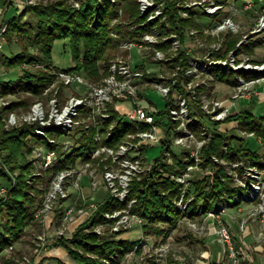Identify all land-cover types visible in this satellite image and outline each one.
I'll use <instances>...</instances> for the list:
<instances>
[{
	"label": "rangeland",
	"instance_id": "obj_1",
	"mask_svg": "<svg viewBox=\"0 0 264 264\" xmlns=\"http://www.w3.org/2000/svg\"><path fill=\"white\" fill-rule=\"evenodd\" d=\"M55 1L29 0L24 12ZM65 1L79 9L84 0ZM136 1L134 12L125 0H100L115 14L95 74L77 68L85 47L75 59L70 38L55 41L48 62L31 33L8 39L6 30V43L19 52L5 60L13 74L7 86L0 83V221L2 229L17 225L6 200L23 173L30 218L0 247V264H264V138L257 131L264 117V0ZM37 20L30 9L21 24L35 34ZM25 46L34 59H17ZM118 63L130 73L114 69ZM70 75L76 80L68 82ZM125 80L135 90L126 98L114 89ZM95 87L110 98L82 108L80 124L56 143L26 121L38 103L50 110L53 98L65 104ZM136 106L155 114L157 131L122 125ZM21 127L24 145L9 159L1 130ZM141 128L155 131L152 145ZM216 133L237 138L223 139L208 163L204 153ZM235 142L259 150V160L236 155ZM66 144L74 145L61 163L40 167V150L60 153ZM216 179L240 191L207 205L197 183ZM153 180L177 186L169 209L142 200Z\"/></svg>",
	"mask_w": 264,
	"mask_h": 264
},
{
	"label": "trees",
	"instance_id": "obj_2",
	"mask_svg": "<svg viewBox=\"0 0 264 264\" xmlns=\"http://www.w3.org/2000/svg\"><path fill=\"white\" fill-rule=\"evenodd\" d=\"M169 4L175 5V0H168ZM174 2V3H171ZM109 3V2H108ZM126 7L131 8L134 12L137 11V1L136 0H125ZM107 5V4H106ZM264 4L261 5V7ZM72 5L65 0H57L49 4H44L42 2L36 3L34 5H29L27 10L17 16H15L8 23L7 36L8 39H12L15 33L19 32L22 36H25V33L30 34V42L34 43L41 47L44 53V58L48 62H52L53 56V46L56 40L70 38L74 53L75 59L79 60L81 55V44L85 47V61L84 63H79L77 65L78 69H83L86 72L93 70L90 73H96L95 65L97 59L102 57L104 48L111 42L109 22L115 14V8L111 5L107 8L100 3V0H84L81 8L73 9ZM37 15L38 20V29L35 34L28 32L25 25L21 24L23 17L28 13V10ZM97 21H101V24H96ZM170 22L175 24V18L171 16ZM234 42L231 43L233 45ZM28 47V45H27ZM26 46L23 51L17 55L18 60L22 59H34L32 55L28 53ZM12 56L6 61L9 63L12 61ZM16 57V56H15ZM41 73H36L35 76L38 80L42 79L40 76ZM25 80H29V77H24ZM32 81V80H31ZM122 125L130 126L127 123V120L122 118ZM258 124V135L263 136L264 138V117H261L257 120ZM122 127V126H121ZM1 129V128H0ZM27 132L26 127H21L12 130H1L2 141L4 148H10L11 153L8 157L11 159L13 156L19 155L21 152L23 144V136ZM235 139L236 136L231 137L226 134L216 133L215 138L210 144V149H206L204 155L207 158L208 163L211 162L212 156L214 154H220L223 147V139ZM231 145L233 151L238 148L241 150L236 155L239 157L251 158L258 161L260 158L259 150H252L247 147L244 150L241 148L239 143L236 145ZM161 157V156H160ZM158 157V158H160ZM26 176L21 175L17 180L15 187L13 188V194L7 198L6 202L10 207L12 214L16 216V227L6 226L5 229H2L0 221V247H5L11 242V234L23 229V225L29 221V205L25 204L23 201H30L29 195L27 194L28 182H26ZM207 183V184H206ZM138 186L135 187V189ZM197 191H200V198L208 205V201L211 198H214L216 202L224 200V193L228 191L232 194L240 191L238 188L231 187V183L220 182L218 179L214 182H198ZM178 192V188L175 184L171 182H163L162 180H153L152 185L144 193H141L140 196L144 202L148 204V208H157L161 210L163 208L169 209L173 198ZM199 198V199H200ZM233 198H227L226 201H231ZM3 200L0 199V205L2 206ZM0 206V207H1ZM8 227V228H7Z\"/></svg>",
	"mask_w": 264,
	"mask_h": 264
},
{
	"label": "built area",
	"instance_id": "obj_3",
	"mask_svg": "<svg viewBox=\"0 0 264 264\" xmlns=\"http://www.w3.org/2000/svg\"><path fill=\"white\" fill-rule=\"evenodd\" d=\"M214 10V9H212ZM6 30L7 25L0 28V48H3L5 42L7 41L6 38ZM120 67L124 73H130L129 68L125 64H115L114 69ZM65 74V73H62ZM69 77L68 82H72L76 80L74 77ZM121 82V81H120ZM133 86L130 84L129 80L122 81V84L118 87H115L114 89H117L118 96H123L126 98L128 94H134L135 90L131 87ZM133 89V90H131ZM110 98V93L107 92V90L101 89L99 87L93 88V90H90L88 95L82 98H72L70 100H67L65 104L60 102L58 98H53L52 102L50 103V110H46V108L42 105V103H38L33 106L30 114L26 117V121L29 123H35L37 126V132L43 135H52L55 138H51V141L56 143L58 135L70 133L73 128H76L78 126L79 120L78 117L81 115V109L85 106H88V104L92 105L94 108L95 105L100 104L101 102H104L106 99ZM126 119L129 122L130 125H136L140 127V125H150L157 127L155 131L158 130V122L156 119V116L151 111H148L146 108L142 106H136L132 111L128 112L126 115ZM10 123L16 124L14 121V118L12 117L10 119ZM36 121V122H34ZM96 127V126H95ZM90 126H87L86 129H89ZM142 129V128H141ZM63 130V131H60ZM154 130H146L142 129L139 131V134L142 135L146 141L144 143L152 145L155 140H157V135ZM113 136V132H108L106 134V137L111 138ZM156 138V139H155ZM74 145V144H73ZM73 145L66 144V147L61 150L59 153L57 150L53 149L49 152L39 151V155H43V164L40 165V167H48L52 165H58L62 162V159L65 158L68 155V151L70 148H72ZM85 145V144H83ZM151 147V146H150ZM149 147V148H150ZM104 150L109 151L107 147H103ZM110 152V151H109ZM94 154H100L101 149L95 148ZM64 179V176L58 177V182L61 183ZM57 183V187H59ZM224 234V237L226 239H229V232L222 231Z\"/></svg>",
	"mask_w": 264,
	"mask_h": 264
},
{
	"label": "crops",
	"instance_id": "obj_4",
	"mask_svg": "<svg viewBox=\"0 0 264 264\" xmlns=\"http://www.w3.org/2000/svg\"><path fill=\"white\" fill-rule=\"evenodd\" d=\"M29 0H0V18L3 13L5 14L4 21L1 24V27L7 25L10 20H12L15 16L24 12L26 8V3ZM17 44H9L5 42L3 48H0V83L5 84L6 81L9 80L10 75L13 74L12 69H10L5 60L9 56H14L17 52Z\"/></svg>",
	"mask_w": 264,
	"mask_h": 264
},
{
	"label": "water",
	"instance_id": "obj_5",
	"mask_svg": "<svg viewBox=\"0 0 264 264\" xmlns=\"http://www.w3.org/2000/svg\"><path fill=\"white\" fill-rule=\"evenodd\" d=\"M5 14H6V13H3L2 16H1V18H0V28H1V24H2V22L4 21Z\"/></svg>",
	"mask_w": 264,
	"mask_h": 264
}]
</instances>
